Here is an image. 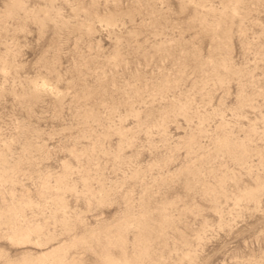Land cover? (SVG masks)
Returning <instances> with one entry per match:
<instances>
[{"label":"rangeland","instance_id":"obj_1","mask_svg":"<svg viewBox=\"0 0 264 264\" xmlns=\"http://www.w3.org/2000/svg\"><path fill=\"white\" fill-rule=\"evenodd\" d=\"M0 264H264V0H0Z\"/></svg>","mask_w":264,"mask_h":264}]
</instances>
